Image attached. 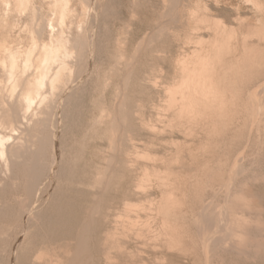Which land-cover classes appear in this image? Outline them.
<instances>
[{"label":"rangeland","instance_id":"1","mask_svg":"<svg viewBox=\"0 0 264 264\" xmlns=\"http://www.w3.org/2000/svg\"><path fill=\"white\" fill-rule=\"evenodd\" d=\"M6 1L0 0V56L4 45L22 54L31 42L48 41L49 22L52 29L57 27L54 31L60 30L64 23L67 24L64 34L70 38L71 45L75 44L72 53L77 65L76 69L73 67L72 76H68L70 81L67 80L75 87L60 107L57 106L52 122L48 119L50 109L46 107L33 132L25 135L29 150L46 143L41 150L46 158L43 154L37 172L28 180L24 170L16 169L4 173L1 179L0 264H34L35 260H39V264H66L72 252L81 254L82 264H264L262 255L244 257L247 260L244 262L243 256L228 243L234 237L227 234V230L235 226L228 215L242 212L247 216L249 213L241 206L233 207L231 193L225 196L223 184L215 175L219 168L227 169L237 149L232 150L224 165L223 160L218 163L217 159H223V154L219 155L226 146L218 131L214 133V114L210 115V111L206 112L205 106L200 105L199 112L179 115L178 105H172L167 93L170 85L175 86L187 69L199 70L200 66L209 76L207 84L217 96L223 95L226 103L230 88L221 78L224 73L231 74L232 69L238 68V73L244 74L251 60H259L252 69L260 70L263 77L264 0H69L71 9L65 17L67 21L64 18L66 23L57 21L55 0H26L23 9L17 3L20 10L14 8L16 0H8L12 7L6 10ZM180 11H184L183 15ZM192 13H196L194 20ZM214 19H218L216 24ZM192 20L198 21L196 26ZM17 21L20 23L15 25ZM43 22L46 26L40 35L38 31ZM82 35L86 40L83 46H86L81 49L79 37ZM69 82L65 81L63 86L69 84L72 88ZM248 82L254 84L249 78H243L239 84ZM187 94L185 91L188 97ZM188 99L194 101L190 95ZM224 110H227L226 105ZM13 117L12 114L11 119ZM18 123L23 125L21 120ZM148 123L153 133L146 127ZM260 125V134L264 137V114ZM154 126L164 132L161 128L155 131ZM226 127L223 135L228 136L229 124ZM135 140L141 143L129 160L127 155L133 150V142L137 143ZM249 147L245 151L247 155L244 152L238 160L239 164H248L252 157L257 160L251 161V169L246 165L248 171L244 179L255 172L264 173V145L259 155L254 153L255 143ZM31 183L32 187L35 184L36 191L29 188ZM254 184L263 196L259 197L262 201L264 183ZM235 189L238 187L234 186ZM165 190L171 194L161 196ZM32 203L35 208H31L36 212L32 211V216L27 218L22 214ZM219 207L230 218L224 232L228 241H224L226 236L215 235L211 228L213 233L211 229L207 233L209 231L208 235L213 238L207 235L209 248L204 252L202 235L193 225L197 214L202 213L200 219L209 212L214 216ZM251 231L249 239L253 238L246 243L250 252L255 233ZM173 238L179 242L176 244Z\"/></svg>","mask_w":264,"mask_h":264},{"label":"bare ground","instance_id":"2","mask_svg":"<svg viewBox=\"0 0 264 264\" xmlns=\"http://www.w3.org/2000/svg\"><path fill=\"white\" fill-rule=\"evenodd\" d=\"M24 1H26V0H16V4H15L16 6H14V8L16 10H18L20 8V7L18 8V6L20 5V6H22L21 9H23V5H24L23 3H24ZM17 3H19L18 6H17ZM68 3H70L69 0H55L54 1V4L56 5V7L58 9V19H57V21L60 19V21H59L60 23H62L64 21V18L67 16L68 11L71 9V7L68 5ZM256 4H257V2H256ZM95 5H96V3H95ZM97 5H98V3H97ZM25 6H26V3H25ZM259 6L261 7V5H259ZM5 7H6V10L7 9L10 10L11 7H12L9 4V1L8 0L5 3ZM260 7H258V8H260ZM163 8H164V6H163ZM261 9H263V8H261ZM94 10L95 9L93 8V12L92 11L91 12L94 13ZM179 10H180V7H179ZM185 10L186 9H184V11ZM184 11L183 12L180 11L181 14L184 13ZM193 12H196V11H193ZM6 13H8V12H6ZM192 14H193V20H194V16L196 17V15H195L196 13H192ZM92 15L95 16L94 14H92ZM93 16H91V18ZM184 16H185V14H184ZM190 16L192 17V15H189V17ZM207 17H209V16H207ZM215 18H217V17H215ZM238 18H239V16H238ZM43 20H45V19H43ZM170 20H172V19H170ZM217 20L215 21V19H214L215 24L217 23ZM65 21H67V18H65ZM198 21H193V22H195V26H196V22H198ZM16 23L19 24L20 22H18V21L15 22V25H18ZM62 24L64 25V27L62 25V28H60L59 27V23H58V27L60 28V30L54 31V30L57 29V27H56V29H52V28H54L53 25H52V22H49V25H50V28H51V33L49 35L50 36L49 37V40L46 41V42H41L40 44H37L35 41L31 42L30 45L28 46V48L22 54L16 48H12V47H9L7 45H4L3 46L4 53L2 52L3 53L2 54L3 56L2 55H1L2 57L0 56L1 57V59H0V74H1V76H0V183L3 182V180L1 181V179L4 176V173L6 174L7 172L9 173V171H14L16 169L17 170H24L27 173V177L26 178L28 180H31L32 173L35 175V173L37 172V166H38V164H40L41 161L44 159L42 157V155L44 154V152L41 151V150L44 148V146L46 145V143H44L43 145H41L38 149L35 148V149H30L29 150L27 148L28 147L27 143H25V140H26V136L25 135L29 131L30 132H33V129H35L34 127L36 126L35 123L38 122V120L40 119V116L41 115H44L45 114L44 112L46 111V107H47V109H48V107L50 109L49 110V114H48V119H49V122L51 123L52 120H53V118H54V115L56 114L55 111L57 109V106L60 107V104H61L62 100L63 99H67L70 96V94L72 93V91H73L72 89L75 87V86H73L71 84V82H69L70 80L68 79V76L71 75V72L74 69L73 67H75L77 65V64L74 63V62L77 63V60L76 61L73 60V56L74 55L72 53V47L75 44H72L71 45L70 38L67 37L64 34V33H66V32H64V28H66L65 26L67 24L66 25L64 23H62ZM15 25L13 24V26H15ZM205 25H208V24H205ZM209 25H210V23H209ZM45 26H46V23L43 22V24L41 25V28L38 31L39 34L45 28ZM223 27H224V25H223ZM224 28H222V29H224ZM195 29H196V27H195ZM203 30H204V28H203ZM225 30L226 29H224V31ZM66 31L68 32V30H66ZM36 32H37V30H36ZM217 32H218V30H217ZM203 34H204V32H203ZM209 34H211V33H209ZM80 35L81 34H79V36ZM263 37H264V35H263ZM79 38L81 39L80 40L81 41L80 42L81 45L79 44V46L82 49V47L86 46V45L83 46L84 41H86V40H85V37L83 35L81 37H79ZM211 39H212V37H211ZM204 43H205V41H204ZM38 49H39V52L36 53V51ZM79 53L80 52H78V54ZM220 58H222V57H220ZM259 58H260V56H259ZM251 61L250 62L248 61L249 62V66L247 67V69H246V71H245L244 74L238 73L240 71H238L237 70L238 68L235 67L237 69L236 70L235 69H232L234 71L233 73H231V74L224 73L222 75L221 78L223 80H225V83L230 88L229 95H228L229 100L227 101V103H226L225 97L223 95L217 96L216 92H214V90L211 88V86H209L207 84V81L209 79V76H206L205 72L203 71V67L202 66L199 67V70H195V69L188 70L187 69V71H185L186 73L184 74V76H183V74H181L180 77L178 76L179 77V82L177 81L178 79L175 80V82L177 81L175 83L176 85L175 86L172 85L173 87H171V85H170L169 90L167 92L168 93V98L171 100L172 105H178V113H179V115L181 113L192 112L194 110H197V112H199L197 108H200L199 107L200 105L201 106L204 105L206 109L208 108V110L205 109V111L206 112H209L210 111V113H211L210 115H213L214 114L213 116L215 118L212 117L213 120L211 119L212 120V124H213L214 129H215L214 130V133L216 131L215 134H217V131H218V133L223 137V140L222 141H223L224 145L226 146V150L221 151V153L219 155V156H221L223 154L222 155L223 156V159H221L219 156H218V158H220V160H218L216 158L217 161H218V163H221L220 161L223 160L222 164L224 165V160L230 158V155L233 154L232 153V150L237 149V151L234 152L233 160L228 165L227 169H224V168L221 169V168H219L220 166H217L219 168V170L217 171V168H216L215 171H217V172H216V175L215 176H216V179H218L221 182V185L223 184V191H224L225 196H227L228 194L231 193L230 195H232V197H233V200H232L233 201V205H234L233 207H235V206H237V207L238 206H241L240 207L241 209L244 208L249 213V215L246 216V215H244L242 212H240L238 210L240 213H235L234 214L233 212L234 211L236 212V209H234V211L231 212V213H233V215L232 216L231 215H228L231 218V222L233 223V225H235V226L231 227L230 230H227V232L229 231V233H227V234H230L231 237H234L232 239L230 238L231 242H228V243H229V245H231L232 249H235V252H237L239 255H241L240 257L243 256L242 259L245 260L244 262L247 261L246 259H244V257L257 256V255L264 256V236H263V234H264V232H263V230H264V215H263V213H264V204H262V201L264 200V198H263L262 201L260 200V198L263 197V196H261L262 194L261 195L259 194V190H256V189H258V187L256 188V185L254 184V183H260V182H263L264 183V173H262V172L259 171V172H255V173L251 174L249 172L251 175L248 178H245L244 179V175H245L246 171H248L247 169L249 167L251 169L250 164L252 165L254 163L253 161L255 159L252 160L254 158V157H252V159H250V162L248 163L249 165L246 164L248 166V168H246V165L244 164V162L241 163V164H239V161H240L239 159H242L241 157L244 155V152L249 147V145H251L253 143L256 144L257 150L254 153H256L257 155H259V151L261 150L262 145H264V137H262L261 134H260V128L262 127L260 125V123L262 121L263 114H264V98H263V94H264V76L262 77V75L260 73V70H255V72H254V68L252 69V67L256 63H258L259 60L258 61L254 60V62L253 61L251 62ZM183 66H184L183 64H182V66H180V68H181L180 69L181 70L180 72L181 73L183 72L182 69L184 70V67ZM75 69H76V67H75ZM244 69H245V67H244ZM244 69H242V70H244ZM77 74H78V72H77ZM175 76H177V75H175ZM253 76H254V79H252L254 81V84L253 85H250L249 82L246 83L245 85L239 84L240 80H242L243 78H245V79L246 78H249L250 81H252L251 78ZM178 77H176V78H178ZM67 80H69V81H67ZM172 80H171V82H172ZM65 81L66 82H69L71 84L70 87H72V86L73 87L72 88H69V84H68V86L64 87L63 85H64ZM75 82H77V81H75ZM75 82L73 83L74 85H75ZM221 82H222V80H221ZM237 82H238V84H237ZM83 84H84V81H83ZM185 91L190 96H192L194 98V101L193 102H191L188 99V97H189L188 94H187L188 97L185 95ZM166 100H168V99H166ZM225 105L227 106V110H224ZM220 106H221V108H220ZM166 110H167V108H166ZM202 112H201V114L203 115L204 112L203 113ZM12 114L15 116V117H13L14 119H11V115ZM104 114H106V113L104 112ZM170 115H171V113H170ZM20 120H21V122H23V125H19L18 122ZM113 120H114V118H113ZM235 120L237 121L236 122L237 124L235 123ZM150 122H151V120H150ZM45 123H43V124H45ZM151 123H153V122H151ZM216 124H218L219 126H216ZM228 124H229V127L228 128H229V130H231V132L229 133L228 136L227 135H223L225 132H227L226 125H228ZM142 125L144 126L143 123H142ZM145 125H147L146 127H148V130H150V131L153 130L151 128L152 125L150 123L145 124ZM159 125H162V122ZM154 128H156V129H154L156 131L157 129H160L161 127L160 128H157L156 126H154ZM167 128H169V127H167ZM50 129H51V127H50ZM162 130L164 132V129H162ZM153 132L154 131H152L151 133H153ZM158 133L160 134V132H158ZM31 134H33V133H31ZM156 135H154V136H156ZM175 136H177V135H175ZM179 138H181V137H179ZM46 139H47V136L45 137V141H46ZM52 139H54L53 138V133H52ZM37 140L41 141V139H37ZM55 140L56 139H54L52 141L55 142ZM152 140H151V142H152ZM43 141H44V139H43ZM136 142L137 143H134L133 142V144H134L132 146L133 150H131L132 152L128 153V155H127L128 156L127 159H129V160L131 159V154L133 153V155H134V152H135L134 150L137 147H139V144L141 143V141H140V143L138 141H136ZM131 143H132V141H131ZM55 144H54V146H55ZM142 144H144V143L142 142ZM181 146H182V144H181ZM45 148H47V147H45ZM146 149H148V148H146ZM249 153L252 154V152H249ZM31 154H33V155H31ZM35 154L37 155V157H36ZM245 154H246V152H245ZM34 155H35V158H34ZM133 155H132V157H133ZM140 155H141L140 156V158H141L142 157V154H140ZM147 155H149V153H147ZM153 157H154V155H153ZM246 157H245V159H246ZM31 158H32V161L33 162H31ZM45 158H46V155H45ZM37 159L39 160V162H38ZM34 160H36V161H34ZM256 160H255V162H256ZM50 162H52V161H50ZM215 163L218 164L217 162H215ZM51 166H54L53 163L50 164V167H49L50 170H52ZM221 167H222V165H221ZM108 170H109V168H108ZM261 171H263V170H261ZM2 173H3V175H2ZM26 173H25V176H26ZM211 177H213V176H211ZM3 179H5V178H3ZM161 181H163V180L161 179ZM208 181H212V179L211 180H208ZM33 182H34V180H33ZM28 184H30V183H28ZM253 184L255 186V190L253 189V187H254ZM34 186H35V184H34ZM34 186L32 187V183H31V187H29V188L32 189L31 191L35 190L34 189ZM234 186H237L238 189H235L234 190ZM151 188H153V187H151ZM215 191L218 192V190H216V189H215ZM219 191H220V189H219ZM162 192L164 194L162 193L161 196L162 195H165V194H171L170 192H166V190L165 191H162ZM39 198H40V196H39ZM226 198L227 197H225V199ZM229 199L231 200V198H229ZM229 199L227 198L228 201H229ZM223 200L224 199H222V201ZM37 201H39L38 198H37ZM34 203L30 204L29 207L27 206V208H24V211H23V214H22L23 216H26L27 218L32 216L31 214L36 210L35 209L33 211L32 208H35V204H38V203H35V204ZM213 203H215V202L213 201ZM220 203H221V201H220ZM222 203L224 204V202H222ZM205 206H207V205H205ZM207 207H209V206H207ZM212 207L213 206H210V208H212ZM222 209L223 208H220V210H218V211L215 210V215L214 216H213V214H212V216L210 215V213H212V212H209L208 213L209 214L208 216L206 215L207 213L206 214L204 213L205 215L203 214L204 215L203 219H200L199 218V216L202 215V213L200 215L197 214L198 215V217L196 218L197 221H196V224H194L193 226L194 227L196 226L195 228H196V230L199 231V235L200 234L202 235L200 241L202 242L201 244H203L201 248H202V250L204 252L207 251V249L209 248V247H207V245L209 244V237L211 239L213 238V236H211V235L209 236L208 235L212 231V229L214 231V234L217 235L218 237H225L226 236V234H224V232H225V227H226V221H228L227 219L229 217L228 218L226 217V213L227 212L225 213ZM229 210H231V209H229ZM0 211H2V206H0ZM163 211L164 210H162V212ZM35 212H34V214H35ZM166 218H168V217H166ZM33 219H35V216H33ZM194 219L195 218H193V222L195 223ZM191 220H192V218H191ZM229 223L230 222H228V225H229ZM228 225H227V227H229ZM161 226H162V224H161ZM164 229H166V228H164ZM210 229H211V231H210ZM252 229H253V231H255V233H254V241L252 243V245H253V251L250 252L248 250V246H247L246 243L249 242V240L251 238H253V236H251L250 239H249V235H248L249 231H251ZM207 230H209L210 232L208 231V233H207ZM213 231H212V233H213ZM194 234H196V231H195ZM219 234H221V235H219ZM251 234H253V233H251ZM79 235L81 237L83 235V233L82 234H79ZM196 235L198 237V234H196ZM165 236H167V235H165ZM226 238H227V236L224 238L225 239L224 241H228V239H226ZM173 239L175 240V238H173ZM167 241H168V239H167ZM175 241H176V244H177V242H179L178 239L175 240ZM216 241H218V240H216ZM207 242H208V244H207ZM225 243H227V242H225ZM210 244L212 245V243H210ZM214 244H216L217 246H219V244L217 242L214 243ZM211 245H210V248H211ZM171 246H173L172 243H171ZM212 246L215 248L214 245H212ZM169 247L170 246H168V248ZM226 248H227V246H226ZM154 250H155V248H154ZM76 253L75 252H72L71 256L69 257V260L67 261L68 263H66V264H82V262H81V260L79 258V257H81L80 256L81 254L79 253L80 255L78 256V254H76ZM186 253H188V252H186ZM190 254H191V251H190ZM209 254H211V252ZM209 254H208V256H211ZM84 255H85V253H84ZM165 255H166V253H165ZM204 256H206V255H204ZM231 256H233V254ZM158 257H157V259H158ZM34 258H35V256H34ZM242 259L240 258V260H242ZM35 261H37V262H34V264H39L38 263L39 260H35ZM184 263H185V261H184ZM203 263H205V262H203Z\"/></svg>","mask_w":264,"mask_h":264}]
</instances>
